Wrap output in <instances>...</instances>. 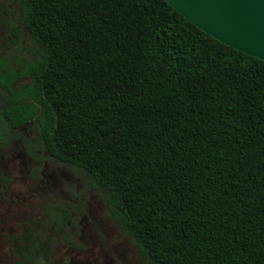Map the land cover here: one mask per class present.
Instances as JSON below:
<instances>
[{
  "label": "trees",
  "instance_id": "trees-1",
  "mask_svg": "<svg viewBox=\"0 0 264 264\" xmlns=\"http://www.w3.org/2000/svg\"><path fill=\"white\" fill-rule=\"evenodd\" d=\"M16 3L0 147L77 170L143 264H264V61L165 0Z\"/></svg>",
  "mask_w": 264,
  "mask_h": 264
},
{
  "label": "rangeland",
  "instance_id": "rangeland-1",
  "mask_svg": "<svg viewBox=\"0 0 264 264\" xmlns=\"http://www.w3.org/2000/svg\"><path fill=\"white\" fill-rule=\"evenodd\" d=\"M18 17L16 0H0V55L27 52ZM22 143L0 147V264H143L77 170L44 154L39 165ZM59 205L71 215L79 206L74 225L59 223Z\"/></svg>",
  "mask_w": 264,
  "mask_h": 264
},
{
  "label": "water",
  "instance_id": "water-1",
  "mask_svg": "<svg viewBox=\"0 0 264 264\" xmlns=\"http://www.w3.org/2000/svg\"><path fill=\"white\" fill-rule=\"evenodd\" d=\"M198 29L264 61V0H165Z\"/></svg>",
  "mask_w": 264,
  "mask_h": 264
}]
</instances>
